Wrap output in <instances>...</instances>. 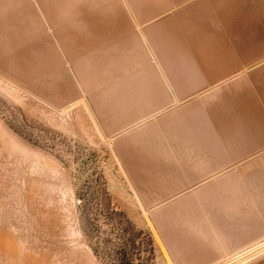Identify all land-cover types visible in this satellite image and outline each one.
I'll list each match as a JSON object with an SVG mask.
<instances>
[{
    "label": "crops",
    "instance_id": "0c3cea01",
    "mask_svg": "<svg viewBox=\"0 0 264 264\" xmlns=\"http://www.w3.org/2000/svg\"><path fill=\"white\" fill-rule=\"evenodd\" d=\"M0 90L109 139L198 255L264 238V0H0Z\"/></svg>",
    "mask_w": 264,
    "mask_h": 264
},
{
    "label": "rangeland",
    "instance_id": "374dc122",
    "mask_svg": "<svg viewBox=\"0 0 264 264\" xmlns=\"http://www.w3.org/2000/svg\"><path fill=\"white\" fill-rule=\"evenodd\" d=\"M22 102L0 90V264H120L124 246L136 264H236L264 250L198 255L189 208L146 206L164 201L135 190L109 139Z\"/></svg>",
    "mask_w": 264,
    "mask_h": 264
},
{
    "label": "trees",
    "instance_id": "16d2710c",
    "mask_svg": "<svg viewBox=\"0 0 264 264\" xmlns=\"http://www.w3.org/2000/svg\"><path fill=\"white\" fill-rule=\"evenodd\" d=\"M126 245V244H125ZM127 246L122 247L120 251L117 252L118 260L120 264H136L135 261L129 258V254L127 253Z\"/></svg>",
    "mask_w": 264,
    "mask_h": 264
},
{
    "label": "water",
    "instance_id": "95a60500",
    "mask_svg": "<svg viewBox=\"0 0 264 264\" xmlns=\"http://www.w3.org/2000/svg\"><path fill=\"white\" fill-rule=\"evenodd\" d=\"M236 264H264V251Z\"/></svg>",
    "mask_w": 264,
    "mask_h": 264
},
{
    "label": "bare ground",
    "instance_id": "6f19581e",
    "mask_svg": "<svg viewBox=\"0 0 264 264\" xmlns=\"http://www.w3.org/2000/svg\"><path fill=\"white\" fill-rule=\"evenodd\" d=\"M261 243H262V242H261ZM261 243H258L257 245H259V244H261ZM257 245H256V246H257ZM259 249H260V248H259ZM259 249H258V250H259ZM249 250H251V249H249ZM258 250H257V251H258ZM263 251H264V250H263ZM263 251H262V252H263ZM258 253H260V252H258ZM249 254H251V253H249ZM249 254H248V255H249ZM240 255H242V254H240ZM246 256H247V255H246ZM251 256H252V255H251ZM251 256H250L249 258H251ZM253 256H254V255H253ZM247 259H248V256H247ZM247 259H245V260H247ZM239 260H240V259H239ZM242 261H244V259H242ZM242 261H240V262H242Z\"/></svg>",
    "mask_w": 264,
    "mask_h": 264
}]
</instances>
